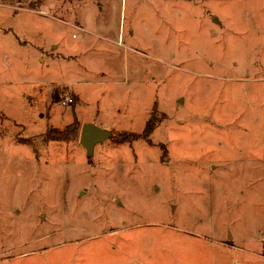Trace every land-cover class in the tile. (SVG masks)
I'll return each instance as SVG.
<instances>
[{
    "label": "rangeland",
    "instance_id": "obj_1",
    "mask_svg": "<svg viewBox=\"0 0 264 264\" xmlns=\"http://www.w3.org/2000/svg\"><path fill=\"white\" fill-rule=\"evenodd\" d=\"M78 7L89 42L59 34L76 57L0 58V264H251L264 235V0ZM86 122L111 133L91 154Z\"/></svg>",
    "mask_w": 264,
    "mask_h": 264
},
{
    "label": "crops",
    "instance_id": "obj_2",
    "mask_svg": "<svg viewBox=\"0 0 264 264\" xmlns=\"http://www.w3.org/2000/svg\"><path fill=\"white\" fill-rule=\"evenodd\" d=\"M82 1L36 0L29 7L22 4L21 8H16L14 0H0V58L7 60L6 64L10 66L13 63L10 59L24 48L33 49L39 63L46 62V56L53 58L60 55L64 60L76 57L75 50L66 51L65 48L69 47V44L62 43L59 34L65 27L73 28L78 30V34L82 32L84 39L89 42L92 33L85 27V19H91V15L86 12L84 18V15L81 17L76 10L78 6L86 5V0ZM48 26L53 28L52 34ZM76 36L77 34L71 32L72 38ZM254 238L255 244L249 249L251 264H264V235ZM228 239L227 245L230 247L239 244L234 243L231 236Z\"/></svg>",
    "mask_w": 264,
    "mask_h": 264
},
{
    "label": "water",
    "instance_id": "obj_3",
    "mask_svg": "<svg viewBox=\"0 0 264 264\" xmlns=\"http://www.w3.org/2000/svg\"><path fill=\"white\" fill-rule=\"evenodd\" d=\"M79 134V143L83 149H85L87 154H91L93 150L92 146L95 143L111 136V133L108 130L104 129L103 127L101 128L91 122L82 124Z\"/></svg>",
    "mask_w": 264,
    "mask_h": 264
},
{
    "label": "trees",
    "instance_id": "obj_4",
    "mask_svg": "<svg viewBox=\"0 0 264 264\" xmlns=\"http://www.w3.org/2000/svg\"><path fill=\"white\" fill-rule=\"evenodd\" d=\"M150 130V127L148 126V124L146 125V127L143 129V133L144 134H147L148 131ZM62 131L61 130H58L57 128H49L46 132V135H56V134H60ZM128 136H130V138H127ZM138 136H140V134H136V133H132V134H127L126 136L125 135H121L119 140L120 141H123V140H127V141H131L133 140L134 138H137Z\"/></svg>",
    "mask_w": 264,
    "mask_h": 264
},
{
    "label": "built area",
    "instance_id": "obj_5",
    "mask_svg": "<svg viewBox=\"0 0 264 264\" xmlns=\"http://www.w3.org/2000/svg\"><path fill=\"white\" fill-rule=\"evenodd\" d=\"M15 1V7L16 8H21V6H23V2H21L22 0H14ZM21 2V4H19ZM72 101V97L71 96H67V95H64L63 98H61L60 100V103L63 104V105H69L70 102Z\"/></svg>",
    "mask_w": 264,
    "mask_h": 264
}]
</instances>
